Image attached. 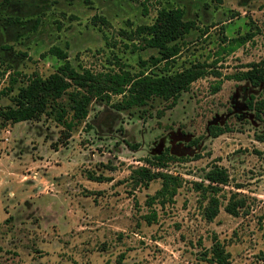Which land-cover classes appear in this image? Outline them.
Returning <instances> with one entry per match:
<instances>
[{
	"label": "rangeland",
	"instance_id": "1",
	"mask_svg": "<svg viewBox=\"0 0 264 264\" xmlns=\"http://www.w3.org/2000/svg\"><path fill=\"white\" fill-rule=\"evenodd\" d=\"M164 8L182 9L198 27L171 73L196 63L209 72L174 108L155 99L130 114L94 102L67 145L57 144L64 127L53 117L6 126L0 117V264H213L217 243L231 264H264V120L246 104L264 99V84L228 79L264 59V0H0V110L34 75L47 78L64 63L48 54L55 46L78 70L160 74L164 64L141 66L157 50L134 51L128 36ZM240 37L246 43L231 51ZM12 78L14 91L2 95ZM216 125L228 131L214 138ZM167 150L173 160L154 171L181 186L172 200L154 199L162 180L146 187L132 175ZM215 167L230 182L209 221L204 179ZM232 196L244 203L238 216L226 211Z\"/></svg>",
	"mask_w": 264,
	"mask_h": 264
},
{
	"label": "trees",
	"instance_id": "2",
	"mask_svg": "<svg viewBox=\"0 0 264 264\" xmlns=\"http://www.w3.org/2000/svg\"><path fill=\"white\" fill-rule=\"evenodd\" d=\"M145 14H148L146 8ZM184 17L185 12L180 8H164L158 12L152 25H141L128 36L130 40L138 41L134 45V51L157 50L158 56H151L148 61H142L141 66L156 68L164 64L160 74L150 69L132 73L121 65L118 72L96 73L82 68L78 70L71 64L67 51L57 46L52 47L48 54L64 63L47 78L36 74L26 86L19 88L17 95L13 98V105L0 110L4 126L22 122H41L43 116L53 117L56 123L64 127L57 144L67 145L74 129L89 118L94 102L105 103L117 112L130 114L136 108H145L155 99H162L169 103V108H174L181 96L188 92L195 82L209 75L208 67L204 63H196L180 72L171 73L176 59L182 53L181 41L198 28L195 21L185 20ZM102 21L105 24L108 23L105 19ZM246 41L245 37L235 39L233 41L235 46H231L230 50H236ZM228 79L248 82L253 87H260L264 84V59L258 63H252L246 71H240L229 76ZM10 82L9 89L2 95L14 91L17 80L12 78ZM221 84L220 81L214 88L215 93L220 90ZM115 97L120 99L114 101ZM246 104L250 111L255 112L258 120H264V99L257 100L252 96ZM89 128L92 127L89 126ZM227 129L218 125L211 126L210 134L218 138L225 134ZM138 148V146L135 147V149ZM172 160L173 156L167 150L155 156L154 159H147L146 162L150 167L136 169L132 178L137 184L146 187L155 180H162L163 188L154 199L172 200L181 186L180 179L169 173L154 171V169L165 167L167 162ZM90 177L97 182H111V179L103 177ZM204 180L209 182L205 191L209 193V196L211 195L209 207L206 208L204 216L212 221L218 216L220 210V202L216 195L220 192V186L229 184L230 177L226 169L215 167L205 175ZM197 187L203 188L205 185L202 183ZM243 204L242 202L234 203L232 196L226 211L233 216H238V210ZM10 218L5 222H9ZM146 220L152 224L156 220V214L146 217ZM210 253L211 263L231 264L230 254L221 243H217Z\"/></svg>",
	"mask_w": 264,
	"mask_h": 264
},
{
	"label": "built area",
	"instance_id": "3",
	"mask_svg": "<svg viewBox=\"0 0 264 264\" xmlns=\"http://www.w3.org/2000/svg\"><path fill=\"white\" fill-rule=\"evenodd\" d=\"M5 133L7 135V139L6 140L8 141L9 137L11 136L12 131H11V129H7Z\"/></svg>",
	"mask_w": 264,
	"mask_h": 264
},
{
	"label": "crops",
	"instance_id": "4",
	"mask_svg": "<svg viewBox=\"0 0 264 264\" xmlns=\"http://www.w3.org/2000/svg\"><path fill=\"white\" fill-rule=\"evenodd\" d=\"M6 130H7V129H6ZM6 130H5L4 132H6ZM5 135H6V133H5ZM12 135H13V133H11L10 138L12 137ZM10 138H9V139H10ZM9 139H8V142L10 141ZM56 150H58V149H56ZM57 153H59V152L57 151ZM6 214H7V213H6ZM8 216H11V215L8 214L3 222H5V221L9 218Z\"/></svg>",
	"mask_w": 264,
	"mask_h": 264
}]
</instances>
